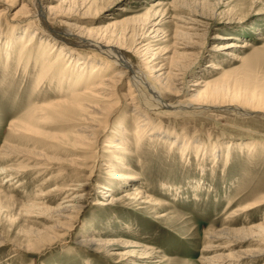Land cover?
Instances as JSON below:
<instances>
[{"label":"rangeland","instance_id":"374dc122","mask_svg":"<svg viewBox=\"0 0 264 264\" xmlns=\"http://www.w3.org/2000/svg\"><path fill=\"white\" fill-rule=\"evenodd\" d=\"M66 1L40 2L50 32L34 0H0V264H264L238 257L264 242V205L241 212L264 199V0ZM114 52L138 72L98 117L50 109L70 61L109 79Z\"/></svg>","mask_w":264,"mask_h":264},{"label":"bare ground","instance_id":"6f19581e","mask_svg":"<svg viewBox=\"0 0 264 264\" xmlns=\"http://www.w3.org/2000/svg\"><path fill=\"white\" fill-rule=\"evenodd\" d=\"M41 1L42 0H34L33 7L36 10V13L37 14L42 15V17H43V21L42 22H43V24H45V26L47 27V29L50 32L51 31L54 32L53 29L49 28V25H48V22L46 20V17L43 14V11L40 10V2ZM60 3L67 4L68 1L61 0ZM50 11H51V9H50ZM35 35H36V32L31 35L30 40L24 45L23 52L25 50L29 49L32 46V43L31 42H32V40H34ZM0 39H1V37H0ZM6 46H8V45H6ZM6 46L4 45V47H6ZM89 46H91V47H89L91 49L94 48V47L96 48V45L95 46L89 45ZM229 47H234V45H230ZM245 47H246V45H245ZM0 48H1V43H0ZM97 48H98V46H97ZM50 52H52V50ZM49 54H51V53H49ZM109 54H111V53H109ZM117 54L118 53H115L114 52L112 55H108V56L110 57V59L112 61L115 62V64L119 67V69L117 71H115L114 74L112 75V77H110L109 79H107L105 76H103V75L100 74V71H102V70H98V75H100L99 76V81H97L98 79L94 78L95 77V71H96L95 68L96 67H93V68L92 67H88V64H85V67L82 68V67L78 66L77 69H79V70L74 71L75 68H73V70H70V69L72 67H76L75 66V63L72 62V61H70L68 63V66L62 72V74H63L62 80H63V82H64V80H68L69 82H71L73 80V77L76 76L75 77L76 78V82L74 83V88L75 89L73 90V92L71 94V98L69 100H66V101H58L57 103L52 104L51 108L48 107V109L50 108L51 110H54V111L59 112V113H62V114H72V115H75V116H79V118H81V121L82 120L83 121L84 120L91 121L93 119V117H95V116L98 117L102 113L103 109L107 108L106 107L107 105L104 103L105 97L112 95V93L114 95V93H115L114 88L118 86V84L120 82L119 79H122V77L124 75V72L123 71H125V69L127 71L129 70L130 72L131 71L132 72H136L137 71L136 68H135V66L129 60V57L128 58L127 57H121L120 55H117ZM62 56L63 55L61 53V57L58 60L54 61V62L53 61H50V57H51L50 55L49 56H45V58H43L44 59V62H45L44 66H47L49 71L46 68L44 69V71H46L48 73L50 71L52 72L53 70H56L58 68H61L60 65L62 63H58L57 64V62H60L59 60L62 59ZM30 60H31V58L29 57V61ZM216 69L217 70H224V69H222L221 66L216 67ZM68 70H70V71L67 72ZM86 71H88V73L90 74L89 76L87 75L88 73ZM43 74H42V77H41V82H40L41 84H43V82L45 81V78H46V76L44 78ZM125 74H129V73H127L125 71ZM98 75L96 77H98ZM47 76L50 77V75H47ZM139 79H140V77H139ZM141 80H142L143 83H147L146 79H141ZM63 82H60L59 84H62ZM198 85H195V86H198ZM208 85L209 84H206L204 86L206 91L209 89V86ZM206 91L205 92L204 91L203 92H200L196 97H194V98L191 99V102L198 104V102L200 101V98L203 97L206 94ZM108 92H109V94H107ZM220 92H222V90H216L213 93V95L214 96H217V95L220 94ZM138 97H139V95H136V96L133 97L132 100H136ZM46 109L47 108H44V106H43V108L42 107L39 108V110H41V112L42 111L45 112V113L53 112V111H49L48 109L47 110ZM146 124L147 123H145L144 125H141L139 128H145ZM88 128L89 127L83 128L82 130H80V132H85L86 133V132H88ZM89 130H90V128H89ZM126 146L127 145L116 144V145H112L110 148H114L115 150H119V151L121 150V151L125 152L127 150ZM3 174L4 173L0 171V176H2ZM115 177L117 179H123V180H125V179L128 178L124 174H118V175H115ZM80 186H83V185H78L76 187H80ZM101 188L103 190H107L105 192L106 195H110L108 193L109 191H111L109 188H105L103 186ZM72 191H74V190H72ZM134 191L137 192V195H139V196L141 195L140 190L138 188H135ZM138 192L140 194H138ZM139 198L142 199L143 197L140 196ZM67 199H69V201L66 202L67 205L64 204L65 206H61L59 208L58 214H59L60 217L68 218L69 219V217H70L69 212L73 213L75 211L74 209H76V206L74 205V202L76 200H78V199H77V197H73L72 195H69L67 197ZM262 205H264V199L258 200V201H254V202L250 203L244 209H241L242 211L241 210L240 211L241 212H244V213L245 212H249V211H252L254 209L260 208ZM256 227H258L259 229L262 230V232H264V225H263V223H259L258 225H256L253 228H256ZM221 236H223V235H221ZM221 236L215 235V236L212 237V239H214V240L221 239L222 240V237ZM107 244H110V243L107 242ZM260 244L262 246V248H261L260 251H258V252H251L249 254L244 253V254H242V256L241 255L240 256H238V255L235 256L234 255V257H231L230 259L235 260V258L237 256L239 257V259H248V258L254 257L255 255H257V256L264 255V242H262ZM216 261L218 262V264H224L227 261H229V258H225V256H224V257L218 258L217 260L216 259L213 260L212 258H207L205 256V258L203 259V264H215ZM237 262L240 263L239 260ZM232 263H233V261H232Z\"/></svg>","mask_w":264,"mask_h":264}]
</instances>
